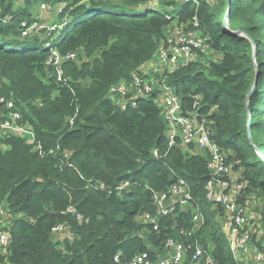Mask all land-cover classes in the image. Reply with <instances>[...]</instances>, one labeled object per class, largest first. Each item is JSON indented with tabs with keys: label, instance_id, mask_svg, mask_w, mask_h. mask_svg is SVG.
<instances>
[{
	"label": "trees",
	"instance_id": "1",
	"mask_svg": "<svg viewBox=\"0 0 264 264\" xmlns=\"http://www.w3.org/2000/svg\"><path fill=\"white\" fill-rule=\"evenodd\" d=\"M16 2L0 0V96L13 101L16 124L33 139L0 134V209L9 220L0 264H121L143 252L155 260L166 256L168 238L198 242L215 264H245L217 219L223 207L206 199L209 155L179 138L169 145L162 85L185 114L206 121L226 165L239 172L236 202L259 199L262 234L251 238L264 254V0ZM40 4L55 12L53 29L45 39L33 30L22 36V22L39 24ZM172 22L200 33L218 58L198 52L155 79L141 68L167 45ZM53 50L74 53L61 62L60 80L47 63ZM135 74L153 91L122 108L109 88ZM7 112L0 103V124ZM179 180L190 200L160 213L154 195ZM197 212L205 219L194 227ZM58 225L67 233L61 240Z\"/></svg>",
	"mask_w": 264,
	"mask_h": 264
},
{
	"label": "built area",
	"instance_id": "2",
	"mask_svg": "<svg viewBox=\"0 0 264 264\" xmlns=\"http://www.w3.org/2000/svg\"><path fill=\"white\" fill-rule=\"evenodd\" d=\"M45 5L46 4H41L42 7H45ZM21 26L23 27L21 31L22 36L28 35L30 31H32V28L35 27L34 25L26 26L25 22H22ZM166 42L167 45L158 50L156 59L163 68L168 70V72L194 60L198 52L206 53L207 50H211L206 43V39L200 33L187 31L185 28L177 25L175 30L167 35ZM73 57L74 53H67L62 56L56 50L51 52L47 63L55 67L58 80L61 79L63 74L61 62L64 59ZM152 91L153 86L150 83V79L135 74L131 84H126L124 81H121L111 86L109 88V96L117 105L125 108L129 102L133 103L135 98L148 95ZM158 95V103L162 107V114L167 122L169 145H173L176 138H179L182 145L187 146L192 144L195 146L193 153L202 151L209 155L207 168L210 173V178L205 186L206 199L214 204L222 206L225 213L232 215L230 230L232 234L235 233L242 220L241 209L232 195V185L224 177L228 175L229 172L225 163V156L221 152L219 146L210 139L209 127L206 121L199 120L195 114H185L179 96L176 95L171 87L162 85V91ZM0 103H5L8 109L6 120L0 124V134L15 132L26 135L29 139H33V134L30 131L16 124L19 113L13 110V101L6 100L0 96ZM154 153L156 154V152ZM127 184L128 182H123L117 189L121 190ZM188 200H190V192L184 180H179L172 184L165 193L154 195V201L160 213L170 212L174 204H184ZM167 201H170V203L166 204ZM140 217L146 222H155L149 214L144 213ZM204 219V216L197 212V214L193 216L194 227H199ZM8 221L4 211L0 209V246L3 249L8 244V236L3 230L8 225ZM64 228V226L58 225L53 227L52 231L58 233L63 231ZM181 233L184 234L185 232L181 231ZM188 234H190V232H188ZM164 246L165 249H167V254L161 259L151 260L147 253L143 252L137 254L128 262L121 264H181L186 251L190 248L192 250L190 264H215L213 258L206 253V249L198 242H195V244L191 246V244L186 245L183 241L168 238ZM114 260L119 261L118 255L114 257Z\"/></svg>",
	"mask_w": 264,
	"mask_h": 264
},
{
	"label": "rangeland",
	"instance_id": "3",
	"mask_svg": "<svg viewBox=\"0 0 264 264\" xmlns=\"http://www.w3.org/2000/svg\"><path fill=\"white\" fill-rule=\"evenodd\" d=\"M214 1V0H210ZM18 2V0H17ZM16 2V4H17ZM38 8V6H37ZM35 12L39 13L38 23H32L28 26L34 25L32 28L33 34L41 39H45L49 36V33L44 30L53 29V21L55 19L54 11L49 10L48 5L42 7L39 5V9H35ZM176 24L172 22L168 28V33H171L175 30ZM185 28V27H184ZM31 32V33H32ZM203 59H213L216 60L218 55L214 53L212 50H207L206 53H203ZM203 56V55H202ZM201 56V57H202ZM198 58V54L196 56ZM142 72L150 75L152 78H157V75L163 71V66L159 64L156 57H154L151 61L146 63L142 68ZM229 172L228 176L230 182L232 184V195L234 198L237 197V194L241 191L243 184L238 183L239 172L233 171L231 165H227ZM259 199H256L254 196H247L246 202L244 205L240 204L239 208L241 209V222L238 225V229L235 233L232 234L230 230V220L231 214L225 213L222 211L221 215L217 216V219L222 226L224 232L229 236V243L235 249V254L237 258L244 261L245 264H264V254L260 250H258L255 241H257L262 234V229L259 222ZM66 232L63 233H54L55 240H61ZM252 236L255 237V241L252 240Z\"/></svg>",
	"mask_w": 264,
	"mask_h": 264
}]
</instances>
